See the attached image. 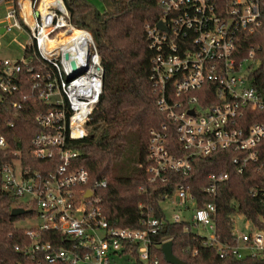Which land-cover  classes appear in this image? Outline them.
Returning a JSON list of instances; mask_svg holds the SVG:
<instances>
[{"label": "built area", "instance_id": "1", "mask_svg": "<svg viewBox=\"0 0 264 264\" xmlns=\"http://www.w3.org/2000/svg\"><path fill=\"white\" fill-rule=\"evenodd\" d=\"M28 2L31 22L21 12V0L6 7L5 29L24 27L30 41L21 57L0 58V103L4 93L17 88V73L26 66L32 88L47 103L35 114L42 128L31 138V154L53 160V166L41 172L24 164L20 150H12L6 135L0 133V149L7 155L9 150L12 153L0 159L2 186L13 194L14 206L33 210L32 216L41 218L38 224L20 226L28 237L14 245L27 255L28 261L22 264H161L153 247L169 239L156 242L153 234L167 221H183L185 229H192L190 224L208 228V235H199L203 243L217 248L219 256L264 257V228L247 220L252 228L239 232L232 222V242L219 241L214 226L215 203L207 201L196 207L195 197L181 181L162 192L163 202L183 210L192 206V219L186 220L175 209L168 218L163 209L164 219L143 211L144 228L109 224L97 194L106 179L91 180L85 167L71 164L78 154L72 143L88 133V120L102 92L104 72L94 40L88 29L71 22L63 0L44 12L39 9V0ZM158 6L162 14L145 30L153 51L149 74L152 91L165 118L149 129V180L163 183L167 170L186 175L192 168L190 157L207 156L218 149L236 152L232 162L238 172L248 161L257 168L264 167V123L248 119V113L263 109L264 100L248 77L255 60L254 48L242 53L241 46L245 35L264 20V0H159ZM159 20L161 27L156 24ZM73 28L89 35V52L85 69L69 78L71 63L65 62L62 54L53 55L45 41ZM31 43L42 59L37 68L31 64L32 57L24 54ZM168 129L174 131L181 145L180 155L171 151ZM207 176L202 190L214 197L217 184L229 175L214 171ZM261 191L264 208V189ZM47 230L57 232L61 241L43 239ZM192 251L194 254L196 249Z\"/></svg>", "mask_w": 264, "mask_h": 264}, {"label": "trees", "instance_id": "2", "mask_svg": "<svg viewBox=\"0 0 264 264\" xmlns=\"http://www.w3.org/2000/svg\"><path fill=\"white\" fill-rule=\"evenodd\" d=\"M1 1L17 5V0ZM63 1L71 22L91 32L103 66L102 92L88 120V133L72 143L78 154L71 164L85 167L91 180L106 179V185L98 189L97 194L109 224L144 228L143 211L164 219L162 192L170 191L181 181L195 197L196 207L207 201L215 203L214 226L219 241L232 242L231 217L234 213L264 228L260 194L264 189V167L257 168L258 165L248 161L238 172L232 162L236 152L231 148L218 149L207 156L190 157L192 168L186 175L167 170L164 172L167 180L163 183L149 180L150 173L146 171L149 129L157 127L165 118V114L157 109L156 94L152 91L149 74L153 51L145 30L147 24L155 23L162 14L159 0H101L102 9L89 0ZM21 4V12L24 15L25 11L30 13L28 0H21ZM261 22L253 32L245 35L241 46L242 53L249 47L254 48L257 64L249 69L248 77L264 100V20ZM24 54L32 57L31 64L35 68L41 63L35 43L29 44ZM16 78L17 88L4 93L0 103V133L6 135L12 150H20L24 164L45 172L53 166V160L34 157L31 138L42 128L35 120V114L45 109L47 103L32 88L33 79L26 66H22ZM13 102H17V106ZM248 114L250 121L264 123V107ZM168 140L171 151L180 155L181 145L176 142L171 129H168ZM10 155L0 149V159ZM214 171H226L229 177L217 184L216 194L211 197L202 187L208 182L207 174ZM14 205L15 198L3 188L0 174V264L28 261L27 255L14 248L16 243L28 240L16 222L34 215L35 211L11 215ZM42 235L45 240L57 238L61 241V236L54 230L44 231ZM166 238L171 240L173 253L185 264H264V257L219 256L215 246L203 243L202 237L192 229H185L183 221L163 222L153 234L156 242L162 243ZM153 253L161 264L168 263L160 245L153 247Z\"/></svg>", "mask_w": 264, "mask_h": 264}, {"label": "rangeland", "instance_id": "3", "mask_svg": "<svg viewBox=\"0 0 264 264\" xmlns=\"http://www.w3.org/2000/svg\"><path fill=\"white\" fill-rule=\"evenodd\" d=\"M94 4V6L98 9H102L103 4L101 0H89ZM9 4V2L0 3V28L6 26V7ZM38 4V3H36ZM27 14V11H25V15ZM30 41V38L28 36L27 30L22 27H14L11 30H4V32L0 31V58L9 57L12 59H16L21 57L24 49V45ZM257 63L254 62V66ZM161 205L163 209L166 211L168 218H171L173 215V209L180 211L181 215L185 217L186 220L192 219L191 213H192V206L184 207L183 209H180V207L176 204H172L167 200L161 201ZM233 224L235 228L239 232H246L250 228H252V225L247 221V219L241 215V214H232ZM41 222V218L38 216H31L28 215L25 218H21L19 221L16 222V225L18 226H30L35 225ZM193 223V222H192ZM248 225V228H247ZM193 232L197 233L198 235H208L210 233V230L208 228H205L201 226L200 224H190Z\"/></svg>", "mask_w": 264, "mask_h": 264}, {"label": "bare ground", "instance_id": "4", "mask_svg": "<svg viewBox=\"0 0 264 264\" xmlns=\"http://www.w3.org/2000/svg\"><path fill=\"white\" fill-rule=\"evenodd\" d=\"M59 2L60 0H39L38 5L39 9L44 12L52 6L57 7ZM26 19L28 22L32 21L31 12L26 14ZM45 46L51 50L53 55L62 54L64 61L69 64L74 61L78 68L86 66V56L89 52V35L81 30L73 28L61 32L55 38L46 40ZM65 53L68 54V57L64 56Z\"/></svg>", "mask_w": 264, "mask_h": 264}, {"label": "water", "instance_id": "5", "mask_svg": "<svg viewBox=\"0 0 264 264\" xmlns=\"http://www.w3.org/2000/svg\"><path fill=\"white\" fill-rule=\"evenodd\" d=\"M35 13L38 14V11H36ZM156 24L159 27L163 26V24H162V22L160 20ZM4 30H5V27L0 28L1 32H4ZM65 57H68L67 53H65ZM84 69H85V67L78 68L76 66V63L74 61H71L72 73H71L69 78H72L73 76H75L76 74L80 73ZM27 212H29V209L23 208V207H20V206H13V207H11V210H10L11 215H19V214H23V213H27ZM161 250H162L163 256H164L166 261H168V262H170L172 264H185V261L180 260L173 253L171 240H165L162 243V245H161Z\"/></svg>", "mask_w": 264, "mask_h": 264}, {"label": "crops", "instance_id": "6", "mask_svg": "<svg viewBox=\"0 0 264 264\" xmlns=\"http://www.w3.org/2000/svg\"><path fill=\"white\" fill-rule=\"evenodd\" d=\"M4 2H6V1H1L0 3H4ZM28 10V9H27Z\"/></svg>", "mask_w": 264, "mask_h": 264}]
</instances>
